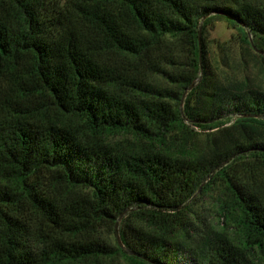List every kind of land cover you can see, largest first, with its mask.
<instances>
[{
    "label": "trees",
    "instance_id": "trees-1",
    "mask_svg": "<svg viewBox=\"0 0 264 264\" xmlns=\"http://www.w3.org/2000/svg\"><path fill=\"white\" fill-rule=\"evenodd\" d=\"M217 19L264 51V0H0V264H264L235 169H264V85L218 77Z\"/></svg>",
    "mask_w": 264,
    "mask_h": 264
},
{
    "label": "rangeland",
    "instance_id": "rangeland-1",
    "mask_svg": "<svg viewBox=\"0 0 264 264\" xmlns=\"http://www.w3.org/2000/svg\"><path fill=\"white\" fill-rule=\"evenodd\" d=\"M203 34H200V42H202ZM249 39L252 40L256 48L259 47V43L256 38L249 35ZM205 43L208 50V59L210 63L217 70L218 77L225 81L248 79L251 83L264 85V51L262 49L248 51L242 46L241 38L237 29L231 26L224 19H217L214 21L208 32L205 34ZM234 121V118H228L224 120V123L230 124ZM213 130L200 131L194 129V133L189 139L191 145L203 142ZM198 132L200 133L198 135ZM125 135L114 134L112 141H118L124 139ZM235 169L242 175L259 178L264 181V169L259 172L258 176L254 169L250 166H254V162L248 159L246 156L236 159ZM217 187L210 188L208 192L197 200L196 207L201 209V213L205 216L208 223L215 227L221 226V220L217 216L215 210V200L218 195ZM34 220V218L32 217ZM31 223V222H30ZM104 240L106 243L114 245L115 237L120 242L119 235L110 233L109 230L104 232ZM126 248V247H125ZM115 259L109 260L108 258L103 264H114ZM72 264H91L89 262H78ZM94 264V263H92Z\"/></svg>",
    "mask_w": 264,
    "mask_h": 264
},
{
    "label": "water",
    "instance_id": "water-1",
    "mask_svg": "<svg viewBox=\"0 0 264 264\" xmlns=\"http://www.w3.org/2000/svg\"><path fill=\"white\" fill-rule=\"evenodd\" d=\"M250 42L253 44V46H254V43L252 42V40L250 39ZM198 43H199V49H201V43H200V37L198 38ZM200 54H201V51H200ZM118 241H119V239H118Z\"/></svg>",
    "mask_w": 264,
    "mask_h": 264
}]
</instances>
